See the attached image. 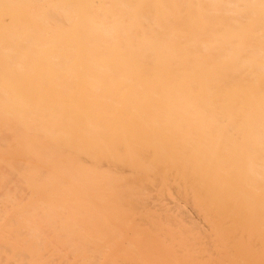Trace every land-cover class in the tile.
<instances>
[{
    "label": "bare ground",
    "instance_id": "bare-ground-1",
    "mask_svg": "<svg viewBox=\"0 0 264 264\" xmlns=\"http://www.w3.org/2000/svg\"><path fill=\"white\" fill-rule=\"evenodd\" d=\"M0 264H264V0H0Z\"/></svg>",
    "mask_w": 264,
    "mask_h": 264
}]
</instances>
